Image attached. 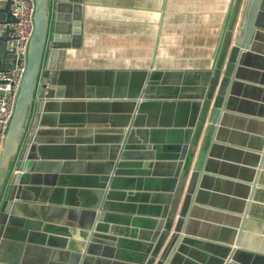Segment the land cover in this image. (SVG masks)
I'll list each match as a JSON object with an SVG mask.
<instances>
[{
	"label": "crops",
	"instance_id": "crops-1",
	"mask_svg": "<svg viewBox=\"0 0 264 264\" xmlns=\"http://www.w3.org/2000/svg\"><path fill=\"white\" fill-rule=\"evenodd\" d=\"M247 2L66 3L62 13L80 18L81 32L76 45L67 49L62 81L57 83L62 95L48 100L56 110L51 113L47 109L43 114L47 120L57 119L59 125L41 130L51 144L79 140L83 155L76 162L42 167L33 181L31 199L19 203L13 224L16 235L2 248L8 264L74 263L83 239L72 230H83L81 224L88 221L89 211H96L95 207L98 215L107 214L105 221L111 229L124 234L118 238L125 247L116 251L111 264H139V254L155 227L153 221L166 194L162 184L168 181V166L163 164L171 162L167 154L176 153L190 129V144L197 145L192 174L203 167L211 152L185 239L169 264H264V5L257 21L256 48L242 57L229 99L224 102L223 96H216L213 101L225 109L217 133L211 118L200 128L202 113L194 106L199 102L194 98L146 102L129 135L119 133L123 128L117 123L127 115L110 114L114 121L109 125L100 121L93 127V123H83L84 115L92 112L81 113L89 99L80 96L93 95L100 79L97 72H115L118 96L135 94L147 77L156 83L158 94L195 95L200 72L216 67L230 33L233 31V37L238 34ZM57 3L54 0L51 31ZM47 57L48 50L44 65ZM55 60V65L61 61ZM39 103L37 99L30 130ZM96 115L105 117L106 113ZM120 138H124L123 146L130 147L127 161L116 167L107 187L101 190L98 187L103 183L106 161L100 157L113 152L114 141ZM176 228L177 223L173 230ZM157 258L155 264L159 255Z\"/></svg>",
	"mask_w": 264,
	"mask_h": 264
},
{
	"label": "water",
	"instance_id": "water-1",
	"mask_svg": "<svg viewBox=\"0 0 264 264\" xmlns=\"http://www.w3.org/2000/svg\"><path fill=\"white\" fill-rule=\"evenodd\" d=\"M57 1V18L51 31L54 0H35V29L28 46L25 73L13 117L0 142V264H8L3 257L2 248L7 244V240L16 235L13 224L14 218L18 216L20 210L19 203L31 199L33 181L42 172V167L49 163L62 165L61 163L65 162H76L83 155L79 140L65 144L62 142L51 144L42 135L41 130L43 127L59 125L57 119L47 120V116H43V114L47 109L50 112L56 110V105L49 103L48 100L62 95L59 94L60 85L57 83L62 81L67 49L69 45H73L79 40L81 32L80 18L72 19L70 14H63L62 11L67 8L66 3L81 4L82 0ZM11 5V0H0V72H9L16 65V56L8 50L13 29L7 26L3 30L4 25H12L16 22ZM263 5L264 0H248L238 34L233 37V31L230 33L216 67L207 72H200L195 85L198 92L195 95L190 97L176 93L158 94L156 83L147 77V80L145 79L138 86L135 94L123 93L122 96H118L115 92V72H97L100 79H97L96 87L93 88V95L91 97H87L86 94L80 96L81 99H89V102L83 105L81 113L90 111L93 114L84 115L83 123L86 126L93 123L92 126L96 127L99 126L100 121H104L105 125H109L112 120L114 121L109 118L110 114L122 113L127 116L124 121H117L120 124L119 127L123 128L119 133L129 135L131 124L137 118H141V116L138 117L139 111L144 108L146 102L187 97L199 101L194 106L202 113L200 128H203L206 121L211 118L210 124L214 132L217 133L221 128L225 109L223 106L216 105V102L213 104V101L216 96H223L224 102L229 99L231 94L229 88L237 77L242 57L246 52H251L256 48L255 36L259 29L257 21ZM73 8L81 10L77 6ZM64 18L68 20L63 21ZM47 50L48 57L44 65ZM56 58L61 60L57 65L54 64ZM37 99L40 100L36 109L37 119L34 127L30 130ZM120 99H128L130 102L127 104L115 102ZM100 111L106 113L105 117L96 115ZM124 129L126 130L124 131ZM186 133L188 136L178 145L176 153L167 154V159L171 162L163 164L168 166L166 171L168 181L162 184L166 194L159 206L158 214L155 215L153 221L155 227L139 254V264H155L158 255L160 260L157 264H169L181 240L185 239L186 229L191 221L192 209L206 176L205 168L211 152L210 149L203 167L192 174L193 156L197 145L191 146L190 144L192 129L187 130ZM123 142L124 138L114 141L116 144L113 145L114 151H108L100 157L106 161L103 183L98 187L101 190L107 187L106 185L110 182L109 175L116 167L127 161V149L130 147L123 146ZM214 143L215 139L213 138L211 145L213 146ZM94 210L96 211H89L88 221L81 224L83 230L78 231L76 227L72 230L73 234H79L83 239L82 248H77L76 261L72 264H111V260L116 257V251L125 247L124 241L118 238L124 237V234L122 232V234H117L118 231H115V228L111 229L105 221L106 213L98 215L97 207ZM182 222L183 225L180 228ZM176 223L177 228L173 230ZM47 229L65 231L58 227H46ZM68 247L70 250V246ZM138 251L140 252V250Z\"/></svg>",
	"mask_w": 264,
	"mask_h": 264
},
{
	"label": "built area",
	"instance_id": "built-area-1",
	"mask_svg": "<svg viewBox=\"0 0 264 264\" xmlns=\"http://www.w3.org/2000/svg\"><path fill=\"white\" fill-rule=\"evenodd\" d=\"M11 10L16 22L4 25L13 29L8 50L16 56V65L9 72H0V142L13 117L18 93L26 68L27 52L34 33L35 0H11Z\"/></svg>",
	"mask_w": 264,
	"mask_h": 264
}]
</instances>
